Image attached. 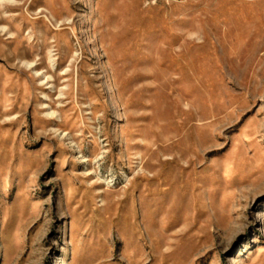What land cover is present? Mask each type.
I'll list each match as a JSON object with an SVG mask.
<instances>
[{"label": "rangeland", "instance_id": "1", "mask_svg": "<svg viewBox=\"0 0 264 264\" xmlns=\"http://www.w3.org/2000/svg\"><path fill=\"white\" fill-rule=\"evenodd\" d=\"M0 264H264V0H0Z\"/></svg>", "mask_w": 264, "mask_h": 264}, {"label": "bare ground", "instance_id": "2", "mask_svg": "<svg viewBox=\"0 0 264 264\" xmlns=\"http://www.w3.org/2000/svg\"><path fill=\"white\" fill-rule=\"evenodd\" d=\"M35 65H37V64H34V63H28V64H27V66H29V67H33V66H35Z\"/></svg>", "mask_w": 264, "mask_h": 264}]
</instances>
